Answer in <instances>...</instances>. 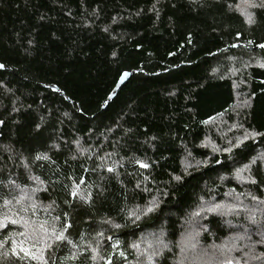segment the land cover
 Here are the masks:
<instances>
[{
	"label": "trees",
	"instance_id": "trees-1",
	"mask_svg": "<svg viewBox=\"0 0 264 264\" xmlns=\"http://www.w3.org/2000/svg\"><path fill=\"white\" fill-rule=\"evenodd\" d=\"M239 1L0 0V264H264V7Z\"/></svg>",
	"mask_w": 264,
	"mask_h": 264
},
{
	"label": "rangeland",
	"instance_id": "rangeland-1",
	"mask_svg": "<svg viewBox=\"0 0 264 264\" xmlns=\"http://www.w3.org/2000/svg\"><path fill=\"white\" fill-rule=\"evenodd\" d=\"M262 3H264V0H257V1H251V0H248L247 3H245V0H240L238 5L236 6V10L241 13L243 15V17L246 19V21L249 23V20H248V15L247 14H252V10L255 8V7H250L249 4H255L257 6L261 5ZM252 20V18H251ZM248 63V62H251V63H258L260 64V60L255 58V57H251L250 59H247L245 62L243 63ZM238 64V59H235V57H229L228 60H227V68H228V71L229 73H236V69H235V65ZM262 64V62H261Z\"/></svg>",
	"mask_w": 264,
	"mask_h": 264
},
{
	"label": "water",
	"instance_id": "water-1",
	"mask_svg": "<svg viewBox=\"0 0 264 264\" xmlns=\"http://www.w3.org/2000/svg\"><path fill=\"white\" fill-rule=\"evenodd\" d=\"M262 45H264V44H262ZM262 45L257 46V47H255L254 49L257 50V49L260 48ZM237 46H238V45H235L234 48L237 47ZM262 48H264V47H262ZM2 69H3V67H0V70H2ZM135 73H136V71H126V72H123V73L119 76V78H118V80H117V82H116V84H115L113 90L111 91V93H110L109 96L107 97V99H106V101H105V104H104L103 108H104L107 104H109V103H110V102L116 97V95L118 94V92L120 91V89H121V88H122V87H123L128 81H129V79L131 78V76H133ZM50 89L53 90L54 92H58V89H57L56 87H54V86H50ZM60 95L63 96L62 93H61Z\"/></svg>",
	"mask_w": 264,
	"mask_h": 264
},
{
	"label": "snow or ice",
	"instance_id": "snow-or-ice-1",
	"mask_svg": "<svg viewBox=\"0 0 264 264\" xmlns=\"http://www.w3.org/2000/svg\"><path fill=\"white\" fill-rule=\"evenodd\" d=\"M248 2V0H245V3H247ZM249 6L250 7H256L257 5H255V4H249ZM261 7H264V3H262L261 5H260ZM248 15V20H249V22L251 23L252 21H251V14H247ZM261 47H264V45H262ZM0 67H3V65H0ZM142 167H147V165H141ZM176 179H179V177H177ZM61 237H58V239H60Z\"/></svg>",
	"mask_w": 264,
	"mask_h": 264
}]
</instances>
